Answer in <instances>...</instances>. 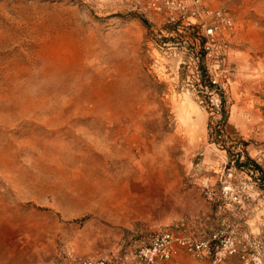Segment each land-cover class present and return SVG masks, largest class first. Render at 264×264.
Returning a JSON list of instances; mask_svg holds the SVG:
<instances>
[{
  "label": "rangeland",
  "instance_id": "rangeland-1",
  "mask_svg": "<svg viewBox=\"0 0 264 264\" xmlns=\"http://www.w3.org/2000/svg\"><path fill=\"white\" fill-rule=\"evenodd\" d=\"M206 2L211 52L141 0H0V264H146L166 232L211 254L156 264L215 235L264 264V0Z\"/></svg>",
  "mask_w": 264,
  "mask_h": 264
},
{
  "label": "built area",
  "instance_id": "built-area-1",
  "mask_svg": "<svg viewBox=\"0 0 264 264\" xmlns=\"http://www.w3.org/2000/svg\"><path fill=\"white\" fill-rule=\"evenodd\" d=\"M142 13L145 16H158L167 24H178L180 30L196 29L201 31L206 51H213L215 47L228 45L229 34L235 30V20L230 12L223 8L210 7L206 0H141ZM229 190L225 189L227 197ZM208 199H213V194H207ZM234 202L241 203L239 195H230ZM217 240L214 253V262L227 264V260L237 254V245L233 237L228 236ZM179 248L185 249L193 255H209L211 249L209 243L192 241L184 237H175L169 232L158 235L153 244L143 249L141 258L146 264L168 262L174 259ZM245 257H243L244 259ZM82 264H108L105 261H83Z\"/></svg>",
  "mask_w": 264,
  "mask_h": 264
},
{
  "label": "trees",
  "instance_id": "trees-1",
  "mask_svg": "<svg viewBox=\"0 0 264 264\" xmlns=\"http://www.w3.org/2000/svg\"><path fill=\"white\" fill-rule=\"evenodd\" d=\"M167 27H170V29H178V24H174V25H168ZM192 34H196V29H192L191 30ZM202 85L203 87L206 88H213V84L211 81H206V80H202ZM236 167L240 170L245 169V167L247 166H251L253 167L254 170H256V172L258 173H262V169L261 166L258 165L255 161H253L249 156H247L246 162H240L239 160H236ZM263 174V173H262Z\"/></svg>",
  "mask_w": 264,
  "mask_h": 264
}]
</instances>
